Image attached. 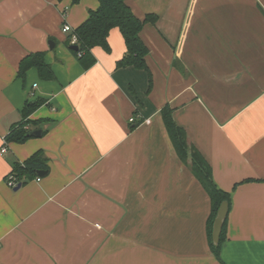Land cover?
I'll return each instance as SVG.
<instances>
[{
    "label": "crops",
    "instance_id": "0c3cea01",
    "mask_svg": "<svg viewBox=\"0 0 264 264\" xmlns=\"http://www.w3.org/2000/svg\"><path fill=\"white\" fill-rule=\"evenodd\" d=\"M127 4L157 17L140 33L147 70L116 68L117 29L109 53L79 66L62 26L76 29L97 0H0V147L25 102L41 101L28 130L42 131L0 156V264H264V0ZM34 53L52 79L18 76ZM165 106L229 195L219 261L210 198L175 152ZM38 151L46 175L13 191V165Z\"/></svg>",
    "mask_w": 264,
    "mask_h": 264
},
{
    "label": "trees",
    "instance_id": "16d2710c",
    "mask_svg": "<svg viewBox=\"0 0 264 264\" xmlns=\"http://www.w3.org/2000/svg\"><path fill=\"white\" fill-rule=\"evenodd\" d=\"M79 1L71 0V4L75 5ZM127 1L97 0V9L89 11L87 19L67 36L65 45L68 49L72 46V37L75 38L74 46H77L78 50L70 52L82 70L86 71L96 63L92 54L95 48H100L106 53L110 52L108 36L113 29L120 32L126 48L123 57L116 62V68L134 67L147 70L145 57L148 54V49L141 40L140 33L146 24H155L157 17L154 14H146L142 19L137 18L132 13ZM31 68L36 69L39 76L44 80L53 78L52 70L44 62L42 53L29 54L23 58L19 63L18 76L23 78L25 72ZM40 105V100L25 102L20 111L21 121L11 126L4 137L7 144H21L29 139L27 134L30 132L28 127L31 122L28 117ZM161 118L177 156L183 162L189 161L192 173L210 198L211 211L206 222V233L211 253L219 261L221 245L225 238L227 217L223 223L217 246L212 243V225L221 203L226 201L229 207V195L216 187L211 177L210 167L189 144L183 130L174 122L172 110L168 106L161 110ZM39 171H48L46 159L41 151L34 153L21 164H14L10 174L16 178L18 183L24 184L27 180L38 177Z\"/></svg>",
    "mask_w": 264,
    "mask_h": 264
},
{
    "label": "water",
    "instance_id": "95a60500",
    "mask_svg": "<svg viewBox=\"0 0 264 264\" xmlns=\"http://www.w3.org/2000/svg\"><path fill=\"white\" fill-rule=\"evenodd\" d=\"M51 45H52V43H51ZM69 50L70 51H77L78 47L72 45L69 47ZM41 135H42L41 130H33L27 134V136L29 138H38ZM46 173L47 172L39 171L37 174L39 177H43L46 175ZM20 187H21V184L18 183L17 186L15 188H13V191H17ZM227 213H228V203L226 201H224L219 206L217 213H216V217H215V219L213 221V225H212L211 238H212V243L214 246H217V244H218L221 229H222L223 223L226 219Z\"/></svg>",
    "mask_w": 264,
    "mask_h": 264
},
{
    "label": "built area",
    "instance_id": "2783aa9c",
    "mask_svg": "<svg viewBox=\"0 0 264 264\" xmlns=\"http://www.w3.org/2000/svg\"><path fill=\"white\" fill-rule=\"evenodd\" d=\"M62 32H63V33H71L72 30H71V28H70L68 25L64 24V25L62 26ZM74 43H75V38L72 37V39H71V44L74 45ZM129 122H133V118H130V119H129ZM147 122H148V121H146V123H147ZM6 150H7V143L5 142V140H4V138H3V139H2V146L0 147V156L3 155V154H5V153H6ZM37 181H40V179L37 178ZM5 183H6V185H7L9 188H11V189L15 188V187L17 186V184H18L16 178H15L12 174H9V175L6 177V179H5Z\"/></svg>",
    "mask_w": 264,
    "mask_h": 264
},
{
    "label": "rangeland",
    "instance_id": "374dc122",
    "mask_svg": "<svg viewBox=\"0 0 264 264\" xmlns=\"http://www.w3.org/2000/svg\"><path fill=\"white\" fill-rule=\"evenodd\" d=\"M166 9V6L163 7V11ZM165 14V11L163 12Z\"/></svg>",
    "mask_w": 264,
    "mask_h": 264
}]
</instances>
